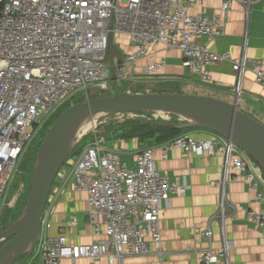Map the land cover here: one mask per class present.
<instances>
[{"label": "built area", "instance_id": "built-area-1", "mask_svg": "<svg viewBox=\"0 0 264 264\" xmlns=\"http://www.w3.org/2000/svg\"><path fill=\"white\" fill-rule=\"evenodd\" d=\"M230 4L225 1L220 13L210 17L203 0H129L127 5L122 0H0V214L5 206L14 208L19 199L16 193L11 201H4L39 122L47 126L60 108L92 87L108 90L111 82L134 81L138 61L155 46L178 50L183 67L201 85L223 86L214 79L212 68L231 64L238 101L244 95L248 72L264 89L263 61L246 55L235 59L200 42L225 36ZM195 7L201 8L197 14L192 13ZM118 35L128 38L131 52L121 56L120 64L115 60L112 72L107 61L110 38ZM247 45L248 35L245 48ZM163 66L150 64L142 75L153 76ZM174 149L223 158V179L213 183L222 188L217 220L223 248L217 253L205 250L199 259L200 264H231L234 245L226 237V185L234 173H245L264 205V171L234 142L211 132L189 131L174 137L163 144V159L167 160ZM69 163L74 189L88 196V223L94 239L90 244L76 245L65 234L52 236L46 207L36 248L40 264H63L65 260L77 264L82 259L98 261L103 257L110 264H124L126 257H160L163 204L174 195L185 196L190 189L187 181L172 182L158 168L150 149L139 151L135 164H128L120 152L105 149L99 136ZM249 215L264 236V213L250 211ZM204 236L211 243L214 233L207 230Z\"/></svg>", "mask_w": 264, "mask_h": 264}, {"label": "crops", "instance_id": "crops-1", "mask_svg": "<svg viewBox=\"0 0 264 264\" xmlns=\"http://www.w3.org/2000/svg\"><path fill=\"white\" fill-rule=\"evenodd\" d=\"M225 1L231 3L225 17V36L204 38L200 39V42L213 52L230 53L235 59L246 55L264 62V0H251L249 5L242 0H203L204 9L210 17H215L220 13ZM200 11V7L192 9L194 14ZM246 35L248 45L245 48ZM113 44L115 48L112 53L116 57L131 52L128 38L124 35L116 36ZM155 63H163L164 66L149 78L152 82L181 80L180 84L176 81L172 83L180 86L183 94L210 96L236 104L247 115L261 123L264 122V89L256 83L252 73H246L244 95L238 101L234 93L236 74L229 63L218 64L212 68L214 79L223 86L201 85L198 79L183 67L182 55L178 50L158 45L150 50L147 57L138 61L135 69L138 77L133 82L148 80L142 75L143 69ZM194 89L200 92L193 91ZM191 132L200 134L208 131ZM172 139L156 142L155 139L141 141L138 138H109L105 144V149L120 152L130 165L135 164L139 151L150 149L158 168L172 182L186 180L190 186L185 196L174 195L163 204L160 217L163 254L160 257L155 254L126 257L124 264H200L199 257L203 251L211 249L217 253L223 248V234L217 220L222 188L213 184L223 179V158L220 155L199 156L174 149L165 160L162 156V146ZM66 172L63 170L57 178L49 197L51 202L46 211L52 225L50 234H65L69 242L76 245L90 244L94 236L88 223V196L85 192L74 189L73 180ZM226 196V237L234 245L230 252V263L264 264V236L249 215L250 211L264 213V205L258 201L245 173L233 174L231 181L226 185ZM207 230L214 233L211 243L204 236ZM37 262L40 264L39 259ZM63 264L71 262L65 260ZM77 264L110 263L107 257H103L98 261L82 259Z\"/></svg>", "mask_w": 264, "mask_h": 264}, {"label": "water", "instance_id": "water-1", "mask_svg": "<svg viewBox=\"0 0 264 264\" xmlns=\"http://www.w3.org/2000/svg\"><path fill=\"white\" fill-rule=\"evenodd\" d=\"M114 48L111 36L107 61L112 72L115 60L121 63L120 54L116 57L112 53ZM124 112L167 114L180 122L167 125L169 128L218 134L234 142L264 171V124L236 104L202 95L131 92L76 103L58 117L40 147L26 207L15 223L0 233V264H23L38 247L53 185L71 157L83 125Z\"/></svg>", "mask_w": 264, "mask_h": 264}, {"label": "rangeland", "instance_id": "rangeland-1", "mask_svg": "<svg viewBox=\"0 0 264 264\" xmlns=\"http://www.w3.org/2000/svg\"><path fill=\"white\" fill-rule=\"evenodd\" d=\"M122 4L127 5L129 4V0H122ZM151 76H148L146 81L144 82H117V83H110V87L108 90H101L98 87H92L87 94L79 93L72 99V102L80 101V102H87L89 100L93 99H99L104 97H110L113 96L116 93L120 92H131V93H138L141 92L144 93H152V92H181L183 91L180 86L177 85H171L168 83H160V82H152L153 80L149 79ZM180 84L181 80H171V82H175ZM193 91H197L194 89ZM79 102V103H80ZM61 110V109H60ZM122 115H128L127 113H121V114H115V115H106L101 116L95 119V122H89L86 125H84L77 137V144L79 148H83L85 145H88L90 142L94 141V137L99 136L104 139V144L107 143V140L110 138H113L112 131L113 130H119L123 126L125 122L129 121H148V120H156V121H164L166 123H173L175 124L180 123L177 121L176 118H173L172 120H166L169 117H153L148 115H141V114H135V115H129L126 117H123ZM165 118V119H164ZM263 122V121H262ZM264 124V122L262 123ZM44 123L42 121L39 122L38 126L36 127V133L33 136V139L29 142L27 151L24 153V155L21 157L16 171L13 175V179L11 181V184L8 188V191L5 195L4 201H11L14 197V195L17 193L19 196L18 201L15 204V207L12 208L13 211H10L11 208H8V206H5L2 210V213L0 214V233L2 231H5L4 229L11 224V222H8L5 226H3V222L7 221L10 217V221L12 220V216L14 220H18L20 216L22 215L31 190V184L34 178L35 174V162L38 155V152L40 150V146L37 147L39 142L43 139L44 133L46 130V125L43 126ZM44 127V128H43ZM189 132V131H187ZM78 157V155H75L73 158H71V161L75 160ZM69 162V161H68ZM66 162L64 165L65 168L62 170L68 171V173L71 171V164ZM66 172V175L68 174ZM65 175V176H66ZM70 177V173H69ZM47 203V207H48ZM13 225V224H11ZM37 251L35 250L32 256H30L28 259L25 260L23 264H37L39 262L37 258Z\"/></svg>", "mask_w": 264, "mask_h": 264}, {"label": "trees", "instance_id": "trees-1", "mask_svg": "<svg viewBox=\"0 0 264 264\" xmlns=\"http://www.w3.org/2000/svg\"><path fill=\"white\" fill-rule=\"evenodd\" d=\"M168 84H173L176 85L172 82H167ZM153 93H167V94H183V92H153ZM74 99V98H72ZM72 99L67 102L62 108L59 109V111L54 115V117L49 121V123L46 126V130L44 133V137L43 139L39 142V144L37 145V147H41L46 135L48 134L50 128L52 127V125L54 124V122L58 119V117L64 112L66 111L69 107H71L72 105L79 103L80 101H76V102H72ZM141 114V113H138ZM123 117L129 116V115H122ZM175 118V117H174ZM177 119V118H176ZM175 125L178 124L177 122L175 124L173 123H166L164 121H156V120H148V121H140V120H136V121H129V122H125L123 124V126L121 127V129L119 130H113L112 131V136L114 139H129V138H138L141 141H144L146 139H155L156 142H164L167 141L169 139H172L173 137H176L184 132H187L189 130H177V129H172L169 128L167 125ZM192 131V130H191ZM86 147V145L83 148H79V146L77 145L71 155V157L69 158V160L71 158H73L75 155H80V153L83 151V149ZM68 160V161H69ZM67 161V162H68ZM11 213L15 212L12 209H10ZM14 216H12V220L10 221V217L7 218L9 220L4 221L3 222V226H5L8 222H11V224H14L16 222V220L13 219ZM11 224H7L8 226L4 229H8ZM3 232V231H2Z\"/></svg>", "mask_w": 264, "mask_h": 264}, {"label": "bare ground", "instance_id": "bare-ground-1", "mask_svg": "<svg viewBox=\"0 0 264 264\" xmlns=\"http://www.w3.org/2000/svg\"><path fill=\"white\" fill-rule=\"evenodd\" d=\"M119 114H121V113H119ZM145 115H148V114H145ZM150 116H159V117H169V115H167V114H161V113H157V114H149ZM92 122H95V120H93ZM87 124V123H86ZM85 124V125H86ZM84 126V125H83Z\"/></svg>", "mask_w": 264, "mask_h": 264}]
</instances>
